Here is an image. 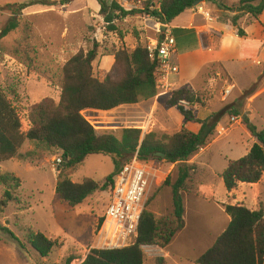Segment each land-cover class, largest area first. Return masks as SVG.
<instances>
[{"label":"rangeland","instance_id":"rangeland-1","mask_svg":"<svg viewBox=\"0 0 264 264\" xmlns=\"http://www.w3.org/2000/svg\"><path fill=\"white\" fill-rule=\"evenodd\" d=\"M33 1L43 0H0V30L13 15L10 5ZM53 1H56L53 6L34 4L25 8L17 16L20 19L19 27L0 41V84L15 105L24 131L30 127L28 116L34 104L45 98H52L56 102L60 100L62 67L79 50H87L93 41L100 45L99 55L93 63L94 72L104 69L112 71L113 76L119 78L122 73L114 71V49L126 48L131 51L138 45H155L164 41L167 35L175 38L177 49V39L172 31L174 26H180L199 33L204 50H216L221 34L237 29L231 24L235 13L221 10L211 2L193 7L178 20L167 24L144 13L129 15L116 20L115 31H108L107 23L100 14L98 0ZM117 1L126 9H133L143 8L149 1L158 5L159 0ZM238 1L226 0L229 5ZM262 14L258 19L247 14L239 20V25L251 38L264 39ZM161 25L166 26L165 31H162ZM182 42L191 45L193 40L188 38L178 41L179 54ZM192 81L191 89L203 95V103L197 106L199 110L204 111L206 108L207 112L220 113L232 103H241L244 114L247 110L254 112L249 118L251 122L258 128L264 127V61L250 59L243 65L231 62L225 67L211 62ZM231 84L234 88L227 95L226 89ZM252 87L253 91L247 94ZM173 91L160 87L159 93L166 92L168 98L157 105L151 106L150 99H142L138 103L122 105L111 111L86 110L83 114L99 131H112L120 135L125 127H139L144 133L156 131L159 134H173L177 132L181 119V114L175 108L171 107L175 110L173 113L171 108L166 107ZM167 110L170 114L166 113ZM214 140L216 141L213 142ZM211 142L209 151L204 154L209 155L210 150L219 151L222 148L226 150L225 155L235 160L249 151L255 138L247 130L242 117L224 113L217 123ZM60 156L61 152L57 150L38 148L34 142L26 141L16 157L0 162V174H12L20 180L19 186L14 185V180H10L8 185L0 182V222L22 240L31 230L57 238L61 243L48 256L42 257L29 245L26 249H21L0 232V264H65L69 255L76 256L71 264H80L92 248H102L110 189L97 191L82 204L70 207L58 197L55 190L60 173L56 158ZM146 163L155 173L146 209L159 218L171 211L172 192L170 187L163 184L168 176L172 182L177 178V168L158 159H151ZM113 171L114 163L110 156L93 154L87 157L71 177L76 182L82 181L84 177L104 182L106 176ZM215 180L221 179L211 176L206 169H197L190 186L196 192L199 182L214 183ZM223 188L225 189L224 185ZM7 189L10 190L12 199L6 206H2L1 200ZM236 190L233 203L248 202L264 210V175L259 184L242 185ZM203 210L207 214L213 213L210 206L204 205ZM197 213V207H191L185 218L187 228L182 244L196 243V236L204 235L207 237L205 245L211 243L207 246L210 248L215 241L214 234L207 235L206 229L210 227L207 223L204 225V220ZM222 218L216 214V238L224 229ZM101 219L103 221L100 224ZM144 250L148 263L159 252V248L155 246L144 247Z\"/></svg>","mask_w":264,"mask_h":264},{"label":"trees","instance_id":"trees-1","mask_svg":"<svg viewBox=\"0 0 264 264\" xmlns=\"http://www.w3.org/2000/svg\"><path fill=\"white\" fill-rule=\"evenodd\" d=\"M100 14L107 23L108 31L117 29L116 20L129 15L144 13L162 24L178 20L191 8L211 2L221 10L234 12L232 26L240 37L248 33L239 25L242 16L250 14L258 19L264 11V0H239L229 5L226 0H159L158 5L147 2L143 8L126 9L117 0H98ZM34 4L53 6L56 1L43 0L10 5L13 15L0 30V41L17 29L22 11ZM99 42L93 41L87 50H79L62 67L61 96L56 102L52 98L34 104L29 112V129L22 130L20 115L5 88L0 84V162L16 157L26 141L34 142L38 148L61 152L62 162L56 182V194L70 207L82 204L97 191L111 190L115 177L123 164L135 153L142 161L158 159L173 164L177 168V178L164 181L170 187L173 207L169 214L156 217L145 209L139 223L138 235L131 245L119 248H92L80 264H150L144 250L146 245L167 247L185 226V207L182 193H193L190 186L197 165L188 163L201 148L211 143L216 126L222 114L229 113L242 117L247 129L255 138L249 151L242 157L230 160L222 173V179L229 192L240 183H258L264 175V128H258L247 114L242 104L232 103L220 113L212 112L204 119L198 118L196 106L203 103L202 94L188 87L173 91L166 102L167 108H175L185 121L201 124L198 132L183 127L169 134L156 131L143 132L139 127H125L120 135L112 131H99L84 116L83 111H111L119 106L151 99L159 93V62L144 45L133 50L119 48L112 50L115 57L114 71L122 73L115 78L112 71L99 69L94 72L93 63L99 55ZM253 87L247 91L249 94ZM182 100L186 101L183 103ZM162 152L165 157L156 156ZM93 154L110 156L114 171L104 182L85 177L74 182L71 174ZM15 186L20 180L12 174H0V182ZM1 205L6 206L12 199L9 189L4 192ZM231 220L227 228L216 238L210 248L196 260L198 264H264V210H253L244 204H224ZM103 219H101L100 224ZM0 232L8 236L21 249L27 245L40 256H48L61 243L57 238L42 232L29 231L24 240L20 239L8 226L0 222ZM76 258L69 255L65 264ZM154 264H165L163 258H156Z\"/></svg>","mask_w":264,"mask_h":264},{"label":"crops","instance_id":"crops-1","mask_svg":"<svg viewBox=\"0 0 264 264\" xmlns=\"http://www.w3.org/2000/svg\"><path fill=\"white\" fill-rule=\"evenodd\" d=\"M262 15H264V12ZM172 32L177 39V53L175 57L173 56V59L180 66V75L177 74L170 77L171 91L180 87H188L191 89L193 85L192 80L194 79V77L201 71V69L205 65L211 62L219 63L225 67L226 64L231 62H236L240 63V65H243L246 60L250 59H258L264 61V39L259 37L251 38L250 35H248L247 37H240L237 33V29H232L222 33L219 39V44L218 46H216V50H204L200 34L196 33L195 30L189 27L174 26ZM188 38L192 39L193 43L191 45H186L182 42L181 53L179 54L178 41H184ZM197 53L200 54V56H197ZM165 93H158L155 97L150 99L151 102L149 105L152 106L154 104L157 105V103L159 102H165L168 98L166 96L167 93ZM169 95L170 94H168V96ZM168 111L169 110H167L166 113L170 114ZM170 111L173 112L175 110L172 109ZM196 113L198 118L204 119L209 116L212 111L207 112L206 108L204 111H201V109L199 110V108L196 106ZM202 113H204V115ZM245 114H247L250 118L253 116L254 112L252 110H247ZM183 127L189 129L190 131L198 132L201 128V124L196 121H185L183 116L181 115L180 123L177 126L176 130L179 131ZM215 141L216 140H214L213 142ZM213 142L201 148L200 151H198L189 159L188 163L197 165V169H206L211 176H217L218 179L221 180H215L214 183H209V181L199 182L196 192H183L182 196L185 207L184 219L187 218V215L191 211V207L192 209L197 207V214L199 216L201 215L200 218L204 220V225H206L207 223L208 227H210L209 229H206L207 235L214 234V239L216 240V235L214 233V231L216 230V214L217 216L219 215L223 217V231L227 228L231 220L230 215L225 211L224 204H244L253 210H258V208L254 207V205H250V203L248 202L233 203L235 192L237 190L235 189L232 192H229L227 190L222 179V173L227 167L229 161L234 159H231L227 155H225L226 150L222 148L219 151L210 150L211 154L209 155L204 154L209 151L210 145ZM214 152H216V155H214ZM247 152L248 151H245L244 155ZM216 156L218 157L216 158ZM260 182L261 180L258 183H240L238 187H242V185H257ZM223 185L225 189L223 188ZM247 188H251V186H247ZM247 188H244V190ZM170 203V210H172L173 197L171 198ZM204 205L208 207L210 206L213 209V213L207 214V211L203 210ZM186 228L187 226L185 220L184 228L177 233V235L167 247L161 248L159 246L152 245L158 247L159 252L156 253L157 255L155 256V258H153L152 261H150V264H154L156 258H163L165 264H198L196 262L197 258L209 248L207 246H209V244L211 243L205 245L207 237H205L204 235H198L196 236V243L182 244L184 231Z\"/></svg>","mask_w":264,"mask_h":264},{"label":"built area","instance_id":"built-area-1","mask_svg":"<svg viewBox=\"0 0 264 264\" xmlns=\"http://www.w3.org/2000/svg\"><path fill=\"white\" fill-rule=\"evenodd\" d=\"M147 48L159 62L157 70L159 88L166 87L171 90L170 77L180 72L179 64L173 59L177 53L175 38L167 35L164 41L148 45ZM233 88V84L228 86L227 95ZM182 102L186 103L184 100ZM56 160L60 165L62 157H57ZM153 170L135 153L117 173L105 211L106 227L103 230L102 248H119L135 242L140 219L146 209L149 190L155 177ZM144 247L147 248L150 245Z\"/></svg>","mask_w":264,"mask_h":264},{"label":"water","instance_id":"water-1","mask_svg":"<svg viewBox=\"0 0 264 264\" xmlns=\"http://www.w3.org/2000/svg\"><path fill=\"white\" fill-rule=\"evenodd\" d=\"M161 29L162 31H165L166 30V26L165 25H161ZM156 156H162V157H165V154L162 153V152H157L155 153Z\"/></svg>","mask_w":264,"mask_h":264}]
</instances>
